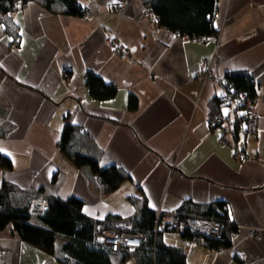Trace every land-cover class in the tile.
I'll use <instances>...</instances> for the list:
<instances>
[{
	"label": "crops",
	"instance_id": "obj_1",
	"mask_svg": "<svg viewBox=\"0 0 264 264\" xmlns=\"http://www.w3.org/2000/svg\"><path fill=\"white\" fill-rule=\"evenodd\" d=\"M79 1L86 17L30 2L0 22V154L12 162L11 170L0 166V191L7 184L18 196L33 194L32 204L39 192L77 197L88 218L121 223L140 214L144 200L164 214L213 207L239 228L230 247L192 248L172 231L163 233L165 244L184 250L187 264H264V0H218L219 40L207 42L160 27L143 0ZM209 69L214 79L205 81ZM89 72L114 85L115 97L95 100ZM234 74L256 81L255 135L225 137L210 124V103L225 94L221 79ZM67 117L91 137L86 153L132 181L103 193L97 175L62 155ZM66 240L58 232L57 243ZM0 264L60 263L10 225L0 231Z\"/></svg>",
	"mask_w": 264,
	"mask_h": 264
},
{
	"label": "trees",
	"instance_id": "obj_2",
	"mask_svg": "<svg viewBox=\"0 0 264 264\" xmlns=\"http://www.w3.org/2000/svg\"><path fill=\"white\" fill-rule=\"evenodd\" d=\"M21 1L22 6L36 2L56 15L70 17H86L87 10L79 0H0V15L5 18L14 12V5ZM158 25L173 33L188 36L192 39L212 37L219 33L215 26V13L218 0H143ZM228 81L237 90H246L255 97V86L251 78L244 74L227 76ZM85 85L89 94L99 101L115 97L117 89L107 84L95 73L89 72L85 76ZM223 98L217 97L210 103L212 117L221 111ZM239 129V127H238ZM6 133L0 129V137ZM93 145L88 133L80 127L71 124L69 118L62 132L59 143L60 152L75 167L87 168L93 175H97L102 184L103 193H114L127 181H132L131 175L122 167L109 165L102 167L100 161L86 153V149ZM0 166L11 170L12 162L0 154ZM35 195L12 192L6 184L0 191V231L13 226L14 232L22 241L36 247L45 254L55 258L60 264H114L116 258L134 259L137 264H187L184 250L169 246L163 241L164 232L156 233L157 214L147 207L142 200L141 213L129 221L106 220L98 221L84 215V201L77 197L67 200L50 197L46 200V213L42 218L44 225L34 223L30 215L32 201ZM137 200V199H136ZM141 203V202H140ZM222 206V205H218ZM208 214H185L183 216H201L216 218L225 222L226 230L223 239L208 240L211 248H228L232 244L230 231L236 230L237 225L230 223L226 214L213 211ZM70 225V226H66ZM58 232L65 233L67 240L57 247ZM106 233L141 234L145 242L140 248L130 250L122 248L113 251L109 246L99 241ZM186 239V236H183ZM206 244V245H207Z\"/></svg>",
	"mask_w": 264,
	"mask_h": 264
},
{
	"label": "built area",
	"instance_id": "obj_3",
	"mask_svg": "<svg viewBox=\"0 0 264 264\" xmlns=\"http://www.w3.org/2000/svg\"><path fill=\"white\" fill-rule=\"evenodd\" d=\"M20 7L21 1H18ZM15 8V7H14ZM151 18L154 22H157L156 17L151 13ZM0 20L4 21L2 15ZM200 42H207L210 40L218 41V35L212 37H199L197 39ZM110 46L114 51L123 58H129V53L124 48L117 47L114 41H109ZM71 69H67L65 74L69 73ZM205 81H211L214 79V75L211 70H207L204 75ZM225 94L222 97L223 107L220 112L215 114L211 119V125L213 127L220 128L223 131V135L229 136L236 134L238 131H244L247 134L255 135L258 132V121L256 118V96L253 97L246 90H237L229 81L228 78L221 79ZM251 83L256 86V81L251 79ZM239 127V129H238ZM234 147L238 152L237 144H228ZM242 154V152H241ZM46 197L44 194H39L38 198L33 202L30 215L34 218H42L46 213ZM156 233L172 231L182 236H186V242L192 247L205 246L208 240H221L224 237L226 224L224 221L216 218H206L201 216H183L179 213L164 214L162 211L157 213ZM230 223H232L230 221ZM234 224V223H232ZM238 226L236 230L230 231L231 240L236 239L239 236ZM254 237L257 235L255 229H252L249 233ZM99 241L110 248L113 251H119L122 248H129L135 250L140 248L145 242V238L141 234H113L106 233L100 237Z\"/></svg>",
	"mask_w": 264,
	"mask_h": 264
},
{
	"label": "rangeland",
	"instance_id": "obj_4",
	"mask_svg": "<svg viewBox=\"0 0 264 264\" xmlns=\"http://www.w3.org/2000/svg\"><path fill=\"white\" fill-rule=\"evenodd\" d=\"M18 6H19L18 4H15V5H14V7H15L14 9H15V10L19 9ZM21 6H22V5H21ZM21 6H20V7H21ZM0 22H1V23H4L5 21H1V20H0ZM219 36H220V34L218 33V38H219ZM16 44H18V43H16ZM211 119H212V114L210 115V124H211ZM39 194H44V193L39 192V193H38V196H39ZM44 195H45V197H46V200L50 198V197H48L46 194H44ZM38 196H37V198H38ZM37 198H36V199H37ZM60 244H61V243H57V247H58V248H59Z\"/></svg>",
	"mask_w": 264,
	"mask_h": 264
}]
</instances>
